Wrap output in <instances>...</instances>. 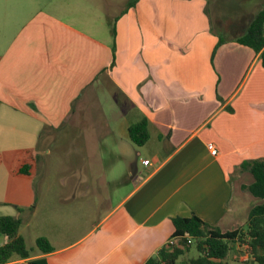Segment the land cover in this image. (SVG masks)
<instances>
[{
  "label": "crops",
  "instance_id": "0c3cea01",
  "mask_svg": "<svg viewBox=\"0 0 264 264\" xmlns=\"http://www.w3.org/2000/svg\"><path fill=\"white\" fill-rule=\"evenodd\" d=\"M234 39L219 43L205 0H0V193L36 200V163L51 153L37 152L45 136L59 138L64 157L106 167L73 173L92 179L99 211L89 228L61 244L43 235L53 252L7 264H144L175 217L221 232L243 226L261 203L241 190L253 178L239 165L264 158V68ZM101 89L111 90L113 125L127 139L147 120L140 151L115 138Z\"/></svg>",
  "mask_w": 264,
  "mask_h": 264
},
{
  "label": "rangeland",
  "instance_id": "374dc122",
  "mask_svg": "<svg viewBox=\"0 0 264 264\" xmlns=\"http://www.w3.org/2000/svg\"><path fill=\"white\" fill-rule=\"evenodd\" d=\"M205 2L206 12L210 20V30L222 40L243 35L256 13L264 9V0H205ZM103 92H106V95H103ZM108 93H111V90L101 89L97 100L106 113V120L112 124V133L115 138L128 141L130 149L140 151V148L133 145L124 135L120 123L113 125L116 115L109 111L108 106L111 104L109 102L111 99L108 98ZM102 126L104 125L102 124ZM97 132L103 134L105 138L112 137V135L105 134L103 130ZM54 138V140H50L45 136L38 141V153L42 148L49 149L51 153L44 159L39 155L40 158L36 163L38 165V174L34 180V186L36 189L38 188L36 200L29 203L26 201V195H17L9 193V191L0 193V216H12L21 221L18 234L24 238L26 247L31 254L38 252L35 246V240L38 237L48 235L54 244H61L57 238L72 237L79 231L89 228L90 222L99 211L93 205L96 197L93 196L92 191L88 190V183L92 179L79 178L78 174L87 172L91 164L94 165L93 168L96 171L106 169L105 161L97 160L89 163L86 155L82 157L83 161L71 156L64 157V151L67 147L64 144H58V137ZM68 148L70 149V147ZM102 148L109 147H100V149ZM132 157L133 160L138 159L134 153ZM145 157L149 158L147 155ZM117 166L118 163L114 161L112 167L114 171L117 170ZM103 192V194H99V204L102 202L101 199L107 196L106 187L103 188ZM58 219H77L82 220L78 221L82 223L67 221L64 225H60ZM1 239L4 241V237L0 235V243H4ZM196 255L195 249L189 248L188 252L179 258L177 264H181L183 260ZM248 258V251L245 247H236L234 251L228 254L226 261L229 264H244Z\"/></svg>",
  "mask_w": 264,
  "mask_h": 264
},
{
  "label": "trees",
  "instance_id": "16d2710c",
  "mask_svg": "<svg viewBox=\"0 0 264 264\" xmlns=\"http://www.w3.org/2000/svg\"><path fill=\"white\" fill-rule=\"evenodd\" d=\"M222 42L219 38V43ZM234 42L258 54L264 68V9L257 12L245 33L235 38ZM147 125V120L142 119L128 128V140L133 145L141 147L148 141ZM25 168H20L18 173L27 174ZM239 169L241 172L249 173L253 178L252 184L242 185L241 190L261 200V203L249 211L246 223L238 229L221 232L195 215L188 218L175 217L171 219L174 231L170 237L174 244L166 243L144 264H177L179 258L184 256L189 248H194L197 255L183 260L181 264H229L226 258L236 247H245L248 251L249 258L244 264H264V158L243 161ZM20 225L21 221L16 217L0 216V235L4 237V243L0 245V264H7L16 259L28 260L31 257L24 238L18 234ZM35 246L43 255L54 250L44 237H38ZM23 264L44 262L38 259Z\"/></svg>",
  "mask_w": 264,
  "mask_h": 264
},
{
  "label": "built area",
  "instance_id": "2783aa9c",
  "mask_svg": "<svg viewBox=\"0 0 264 264\" xmlns=\"http://www.w3.org/2000/svg\"><path fill=\"white\" fill-rule=\"evenodd\" d=\"M206 148H207V150L209 151L210 155H212V156H215V155H216L217 151H216L215 146H214L212 143H208V144L206 145ZM148 163H149L148 160H144V161H142V164H143V165H148ZM167 243H168L169 245H173V244H174V241H173V239H169Z\"/></svg>",
  "mask_w": 264,
  "mask_h": 264
}]
</instances>
